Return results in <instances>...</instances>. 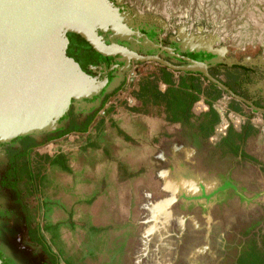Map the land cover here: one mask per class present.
I'll list each match as a JSON object with an SVG mask.
<instances>
[{"label":"rangeland","instance_id":"rangeland-1","mask_svg":"<svg viewBox=\"0 0 264 264\" xmlns=\"http://www.w3.org/2000/svg\"><path fill=\"white\" fill-rule=\"evenodd\" d=\"M108 1L122 9L132 26L133 21L147 22L159 27L163 38L220 50L224 57L211 55L206 62H212L209 66L220 65L214 74L236 85L244 95L256 93L253 88L264 84V0ZM239 67L251 74L241 76L239 73L243 71ZM158 70L151 63L133 65L126 71V82L114 96L123 104L124 99L146 85L147 91L160 95L157 94V99L169 97L175 102L180 95V84L171 83L166 90L158 89L155 84L150 87L148 79ZM118 81L114 78L110 92ZM213 85L202 76L195 88L207 96L212 91L219 94L221 91L214 90ZM11 145H0V154L13 151ZM207 157L201 162L185 163L184 183L176 187V192L166 194V208L156 205V197L162 195L138 194V204L145 200L148 205L145 209L129 211L130 216L137 218V235L145 230L148 233L145 247L137 243L138 264H264V169L252 162H241L236 155H226L224 151L214 160ZM28 159L29 172L19 179L16 190L1 185L7 168L6 164L0 165V202L12 209L9 226L1 224L0 228L4 233L3 243L17 264L39 262L44 249L27 234L30 228L37 233L33 224L38 217L43 222L51 214L58 223L57 227L44 229L45 235L54 234L56 229L61 233L71 229L81 234L87 217L81 202L74 201L71 205L68 196L65 197L63 175L59 179L52 175L53 181L59 180V194L54 188L51 193L43 190L39 195L38 188L37 193L33 192V175L38 181L39 168L32 167V154ZM48 163L47 159L40 168L45 176ZM48 182L49 178L43 179L44 189ZM103 214L98 209L94 217L101 221ZM121 215L125 216L124 211ZM122 234L128 236L129 232Z\"/></svg>","mask_w":264,"mask_h":264},{"label":"crops","instance_id":"crops-1","mask_svg":"<svg viewBox=\"0 0 264 264\" xmlns=\"http://www.w3.org/2000/svg\"><path fill=\"white\" fill-rule=\"evenodd\" d=\"M238 69L243 71L241 76L251 74ZM201 79L195 73L158 70L148 79L150 87L155 84L166 90L171 83L180 84L175 102L169 97L157 99L158 93L147 91L146 85L123 104L108 91L93 109L70 111L56 132L29 137L31 149L24 148L25 138L9 144L17 154L25 151L27 164L32 154V167L38 166L33 192L38 188L39 195L43 190L51 193L54 188L59 194V180L53 181L52 175L56 179L63 175L65 197L71 205L81 202L87 212L81 234L56 229L45 235L43 230L57 227V221L51 214L43 222L39 217L35 220L34 242L44 249L38 264H138L137 243L145 247L148 240L147 230L137 235V218L129 214L148 208L145 200L138 204V194L162 195L156 197V205L166 208L169 192L184 183L185 163L201 162L206 156L214 160L220 151L264 169V84L253 88L256 93L249 96H240L234 84L227 86L252 104L248 106L214 85L221 92L204 95L195 88ZM47 159L45 176L40 168ZM47 178L49 185L44 189ZM98 209L104 212L101 221L94 217ZM126 231L128 236L122 234Z\"/></svg>","mask_w":264,"mask_h":264},{"label":"water","instance_id":"water-1","mask_svg":"<svg viewBox=\"0 0 264 264\" xmlns=\"http://www.w3.org/2000/svg\"><path fill=\"white\" fill-rule=\"evenodd\" d=\"M67 33L78 35L102 56L119 55L125 61L109 68H90L95 75H89L67 56ZM107 35L123 43L139 36L122 9L108 0H0V145L54 133L71 110L84 113L93 109L112 86L113 72L124 63L128 68L130 59L170 67L157 58L139 57L123 45L106 44L103 37ZM198 49L223 57L220 50ZM182 60L187 64L176 70L198 73L252 106L208 74L211 61ZM0 264H10L2 250Z\"/></svg>","mask_w":264,"mask_h":264},{"label":"flooded vegetation","instance_id":"flooded-vegetation-1","mask_svg":"<svg viewBox=\"0 0 264 264\" xmlns=\"http://www.w3.org/2000/svg\"><path fill=\"white\" fill-rule=\"evenodd\" d=\"M133 29L134 31H137L139 33V36H132L133 41H131V43L120 42L117 39V37L110 38L108 35L104 36L103 39L106 44L114 42L116 44L123 45L131 49L139 57L157 58L161 61L168 63L170 67L166 65H162L157 61L141 62L134 59H130L128 61V69L126 68L127 66H125L124 63L122 66H119L116 69V71L113 72L112 78L115 79L118 78L119 81L114 87V89L110 92V94L118 92V89L124 85L127 76L126 71L130 70V68H132L133 65L141 64V63H151L154 66H156L159 70L165 72H177L181 74V73H190V72L178 71L175 69L177 67H181L187 64L184 60H182V58H186L196 62H206L208 59L212 57L206 52L199 50L197 46L191 45L187 41H176L173 39H168V38L166 39L161 37L160 28L155 27L147 22L133 21ZM66 35L69 39V47L66 53L67 56L72 58L75 62H77L80 68L89 75L92 76L95 75V73H93L90 70V68H94V70H98L99 68H109L112 64H118L125 61V59L119 55H116L114 57L112 56L105 57L96 53L88 45V43H86L76 34L67 33ZM218 67H220V65L216 63H214L213 66L208 65L207 68L208 74L214 79H216L218 82H220L222 85H224L226 88L227 86L232 87L231 83L219 79L214 74V71L216 72L215 69H217ZM195 74L201 76L198 73ZM238 94L240 96H245L241 92H239ZM9 207L10 206L0 202V225L2 224L9 226L8 221L10 220L11 217L10 215L12 213V209H10ZM27 234L28 237L32 239V241L35 240V233L33 232L32 228L28 229ZM3 235L4 233L2 234V228H0V249L6 251L7 257L11 262V264H17L18 262H16L14 257L11 256V254L7 250V246L4 245L3 243ZM19 262L20 264H23L21 261Z\"/></svg>","mask_w":264,"mask_h":264},{"label":"trees","instance_id":"trees-1","mask_svg":"<svg viewBox=\"0 0 264 264\" xmlns=\"http://www.w3.org/2000/svg\"><path fill=\"white\" fill-rule=\"evenodd\" d=\"M22 138L26 139L24 148L26 150L31 149L33 146L31 138L21 137L17 138L16 141ZM24 153L25 151L18 154L17 151H11L9 154L7 152H2L0 154V165L6 164V168L8 167L4 175V180L1 183L2 186L14 190L19 182V179L28 174V164L23 160L26 158Z\"/></svg>","mask_w":264,"mask_h":264},{"label":"bare ground","instance_id":"bare-ground-1","mask_svg":"<svg viewBox=\"0 0 264 264\" xmlns=\"http://www.w3.org/2000/svg\"><path fill=\"white\" fill-rule=\"evenodd\" d=\"M238 42H239V44H240V43H243V42H241V41H238ZM235 43H236V42H235ZM237 45H238V43H237ZM237 45H236V46H237Z\"/></svg>","mask_w":264,"mask_h":264}]
</instances>
